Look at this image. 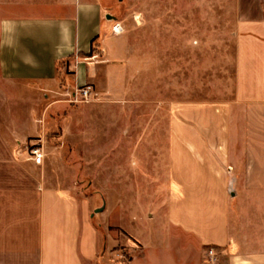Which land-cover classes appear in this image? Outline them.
Returning a JSON list of instances; mask_svg holds the SVG:
<instances>
[{"label":"crops","instance_id":"0c3cea01","mask_svg":"<svg viewBox=\"0 0 264 264\" xmlns=\"http://www.w3.org/2000/svg\"><path fill=\"white\" fill-rule=\"evenodd\" d=\"M213 5L215 30L196 36L230 46L231 98L160 99L162 87L171 95L190 82L191 56L205 49L193 46V19L207 22ZM151 6V37L133 46L101 0H0V264H101L103 248L118 245L130 259L116 250L114 264H205L209 248L217 264H264V0ZM86 85L108 119L128 118L112 111L134 104L139 120L131 129L87 117L88 166L103 168L104 244L59 148L47 147L42 165L24 154L44 113L24 106L26 131L12 125L15 138L5 137L16 104L41 107L43 90ZM161 117L166 126L144 125Z\"/></svg>","mask_w":264,"mask_h":264},{"label":"rangeland","instance_id":"374dc122","mask_svg":"<svg viewBox=\"0 0 264 264\" xmlns=\"http://www.w3.org/2000/svg\"><path fill=\"white\" fill-rule=\"evenodd\" d=\"M212 4H215L216 0H209ZM101 2L108 9L109 16L114 18L116 23H120L125 32L123 33L129 40V42L135 46L137 38L143 33L148 34L151 37L154 24L151 21L150 15L152 12L151 0H101ZM203 14L208 16V21L204 23L196 22V18L193 19L191 30L193 36H198L199 31L211 32L215 30V7L208 6L203 9ZM139 15V19L136 16ZM204 18V17H203ZM226 19V17H225ZM223 24V29L226 30L228 24ZM161 31L167 30V24H160ZM193 38V46L199 49L200 46L205 47L204 53L200 51H194L192 54V70L190 72V82L187 81L184 87L176 88L175 94H167V87L161 88L160 99L166 100L170 98L176 99H193L207 102H216L219 100L230 99L233 89V60L230 46L226 44V40H223V47L217 50L216 42L213 39L205 38ZM149 44L152 42L151 38H147ZM219 50H223L219 51ZM95 61V60H94ZM90 62H93L90 61ZM78 87L61 86L54 91L43 90V96L46 99V103L41 104H16L15 118L4 120L6 125L5 137L11 142L15 135L10 132V127L14 125L17 134L26 131L28 122L22 118V110L24 106L26 109L32 110L34 107L37 110H41L44 115L41 119H38V124L42 127L40 136L29 140L23 145L24 154L27 155V148L32 143H40L46 152V148L50 146L57 152L59 148L60 155L65 160V164L68 165V174H72L73 187L76 194L82 199H90L92 206V212H95L93 222L98 227L101 233V241L103 243L105 239V233L103 229V215L102 210L104 206L103 198V168L89 167L88 158L92 155L88 150V135L87 130L91 126L89 113H96L100 119V126H124L134 129L138 124L135 119V105H129L128 109H114L112 113H124L129 116L128 118H113L108 119V112L111 109H106L102 105L95 101L71 103V95L76 91ZM55 94L54 97L51 95ZM58 106H63L58 108ZM45 107L46 110H45ZM41 108V109H40ZM160 112H167L168 108L166 103L159 108ZM45 111L47 113H45ZM99 113V114H98ZM103 113L106 115H103ZM46 114V116H45ZM121 115V116H124ZM120 116V115H118ZM98 125V124H97ZM147 126H166L167 120L163 117L157 120L148 119L144 122ZM95 126V125H94ZM111 141H114L115 136L108 135ZM99 140H103V136H96ZM131 141H135L134 134L131 135ZM100 140V141H102ZM81 148L78 151V148ZM103 154V152H101ZM30 158V156H29ZM31 159V158H30ZM100 225V226H99ZM117 237H121L118 229L110 228ZM104 244V243H103ZM102 244V245H103ZM104 246V245H103ZM102 250V249H101ZM119 251L122 260L129 261L130 257L126 248L118 245L114 250L101 252L102 259L101 264H114L112 261L115 258V251ZM128 254V255H127ZM206 264V260H205Z\"/></svg>","mask_w":264,"mask_h":264},{"label":"built area","instance_id":"2783aa9c","mask_svg":"<svg viewBox=\"0 0 264 264\" xmlns=\"http://www.w3.org/2000/svg\"><path fill=\"white\" fill-rule=\"evenodd\" d=\"M125 32L124 27L120 23H116L113 27V33L115 35H122ZM98 56H91L90 60L97 59ZM88 59V60H89ZM98 98V94L96 90L91 85H86L83 87H78L75 92L71 95V103H82V102H90L95 101ZM40 143H32L28 148V154L36 164L42 165L45 160V153L40 146ZM219 254L217 253V250L215 248H209L206 251V264H217L218 262Z\"/></svg>","mask_w":264,"mask_h":264},{"label":"water","instance_id":"95a60500","mask_svg":"<svg viewBox=\"0 0 264 264\" xmlns=\"http://www.w3.org/2000/svg\"><path fill=\"white\" fill-rule=\"evenodd\" d=\"M110 19H114L112 16H109Z\"/></svg>","mask_w":264,"mask_h":264}]
</instances>
